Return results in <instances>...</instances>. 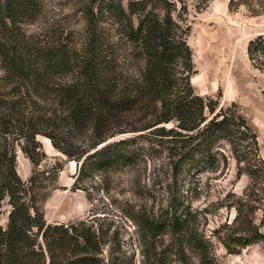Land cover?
I'll return each mask as SVG.
<instances>
[{
  "label": "trees",
  "instance_id": "obj_1",
  "mask_svg": "<svg viewBox=\"0 0 264 264\" xmlns=\"http://www.w3.org/2000/svg\"><path fill=\"white\" fill-rule=\"evenodd\" d=\"M70 1L83 26L41 39L24 29L41 16V0H0V264H137L117 230L108 236L81 220L47 222L42 203L59 188L62 165L39 167L46 154L38 136L78 164L72 190L138 162L137 139L151 140L145 133L166 150L173 175L186 165L194 174L227 165V146L236 178H248L240 195L226 196L231 222L206 233V218L177 198L158 212H135L139 264H223L214 240L228 254L264 246L258 133L234 101L224 106L194 91L184 2ZM240 6L264 15V0L228 2L229 10ZM247 53L264 70L263 34L249 40ZM17 148L32 164L26 180L16 170Z\"/></svg>",
  "mask_w": 264,
  "mask_h": 264
},
{
  "label": "rangeland",
  "instance_id": "obj_2",
  "mask_svg": "<svg viewBox=\"0 0 264 264\" xmlns=\"http://www.w3.org/2000/svg\"><path fill=\"white\" fill-rule=\"evenodd\" d=\"M178 6L184 2V24L189 26L187 43L192 50L195 74L191 78L194 91L202 96L219 98L220 105L237 103L240 112L258 133L260 153L264 157V70L256 67L247 53L249 40L259 34L264 36V15L252 16L243 6L229 10V0H174ZM182 1V2H180ZM42 13L34 23L24 29L41 39L54 37V33L78 31L83 20L70 0H41ZM137 139L140 147L138 162L116 170L100 172L81 180L83 189L72 190L78 164L68 161L56 151L48 138L38 136L46 157L39 167L62 165L58 187L42 203L47 222L85 221L96 228L119 232L120 242L128 254L136 249L135 212H158L172 198H177L192 211L197 210L206 218V233L224 222L230 223L234 209L227 208L228 194L240 195L248 178H236L235 160L228 147L225 153L228 164L201 174H194V167L184 166L172 174L166 150L158 146L154 137ZM16 170L26 180L31 175L32 164L22 151H16ZM228 199V198H227ZM8 209L7 205L3 207ZM261 211L257 217L261 218ZM2 215V223L6 222ZM264 233V224L261 226ZM214 252L223 264H264V246L255 243L239 254H228L222 244L214 240Z\"/></svg>",
  "mask_w": 264,
  "mask_h": 264
}]
</instances>
